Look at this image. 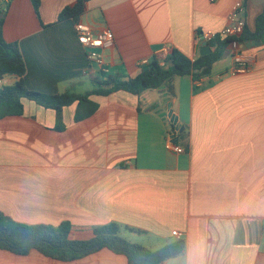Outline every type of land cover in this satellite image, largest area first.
I'll use <instances>...</instances> for the list:
<instances>
[{
	"label": "crops",
	"instance_id": "obj_1",
	"mask_svg": "<svg viewBox=\"0 0 264 264\" xmlns=\"http://www.w3.org/2000/svg\"><path fill=\"white\" fill-rule=\"evenodd\" d=\"M238 1L38 0L39 12L33 0L0 6L4 37L19 44L26 63V87L61 95L81 93L93 67L76 24L111 30L109 74L134 78L163 47L197 60V33H220ZM242 1L252 32L264 0ZM80 2L77 20H58ZM244 45L246 73H233L228 47L209 76L176 78L173 97L166 89L92 96L99 109L82 122L74 121L76 104L66 108L64 132L55 129L54 110L23 99V115L0 119V211L31 226L69 222L76 240L117 223L122 237L151 250L179 240L178 232L185 252L162 264H264V42ZM5 78L8 85L21 79ZM172 138L184 153L171 150ZM0 264L128 259L107 248L70 262L0 249Z\"/></svg>",
	"mask_w": 264,
	"mask_h": 264
},
{
	"label": "trees",
	"instance_id": "obj_2",
	"mask_svg": "<svg viewBox=\"0 0 264 264\" xmlns=\"http://www.w3.org/2000/svg\"><path fill=\"white\" fill-rule=\"evenodd\" d=\"M33 2L39 12L38 0ZM80 12L81 2L73 9H66L58 20L60 22L70 18L77 20ZM5 17L6 9L0 6V78L13 75L21 79L15 85H8L0 93V119L23 115L25 113L23 99H28L56 112L57 132L66 130L65 109L74 104L77 105L75 122H82L96 114L99 104L91 99L92 96L107 97L120 91L141 95L146 90L159 89H166L172 97L175 96L176 78L191 75L195 81H200L209 76L231 42L230 38H222L218 35L210 43L213 51L208 55L199 56L197 60H191L179 51L171 50L165 65L153 59L151 63L141 67V72L134 78L104 72H99L97 75L88 74L89 80L94 85L92 90L83 94L68 91L61 95H48L26 87L22 79L26 72V63L19 44L8 42L4 37ZM239 40L243 44L264 42V7L257 17L256 30L251 32L246 26ZM175 129L176 127L172 124L174 133ZM72 229L69 222L59 227L21 224L0 211V249L16 255H28L32 250H36L53 260L70 262L107 248L116 254L124 255L128 259V264H162L164 261L182 255L186 249L185 241L179 239L158 250H151L140 243H134L122 237V226L117 223L96 228L93 230V236L86 240L72 239L70 237Z\"/></svg>",
	"mask_w": 264,
	"mask_h": 264
},
{
	"label": "built area",
	"instance_id": "obj_3",
	"mask_svg": "<svg viewBox=\"0 0 264 264\" xmlns=\"http://www.w3.org/2000/svg\"><path fill=\"white\" fill-rule=\"evenodd\" d=\"M2 2H8L9 0H0ZM214 1V0H213ZM245 4L242 0L236 2L233 6L229 17V25L223 29L220 33H197V42L199 45H203L204 42L209 44L216 39L219 35L222 38H230L231 42L229 47L232 49V60L234 63L233 73H246L249 70L248 60L244 55L245 45L239 40V37L243 35L246 30V22L244 20ZM76 30L78 34L79 43L83 48H88V60L93 67L88 70L89 75H97L99 72L109 74L110 68L106 59L105 52L110 51L116 47L115 37L111 30L103 28L101 30L94 29L90 24L78 23L76 24ZM171 49L163 47L158 51L157 59L159 63L165 65L167 57L170 55ZM151 63L150 60L144 59L139 63V67H143ZM8 86L5 77L0 78V93ZM179 134V129L176 130V134ZM170 148L173 152L181 154L185 152L182 146L173 142V138L170 141ZM174 236L180 239L178 232L174 233Z\"/></svg>",
	"mask_w": 264,
	"mask_h": 264
},
{
	"label": "water",
	"instance_id": "obj_4",
	"mask_svg": "<svg viewBox=\"0 0 264 264\" xmlns=\"http://www.w3.org/2000/svg\"><path fill=\"white\" fill-rule=\"evenodd\" d=\"M211 51L212 50H211L210 44L208 42H204L203 43V48H202V51H201V55L202 56L208 55V54H210ZM168 108H169V116H170L171 123L173 125H175L176 129H179L180 127H179L177 118H176V116H174L173 111L171 110V108H172V104L171 103H168ZM183 131H184V128H182L181 132H183Z\"/></svg>",
	"mask_w": 264,
	"mask_h": 264
},
{
	"label": "rangeland",
	"instance_id": "obj_5",
	"mask_svg": "<svg viewBox=\"0 0 264 264\" xmlns=\"http://www.w3.org/2000/svg\"><path fill=\"white\" fill-rule=\"evenodd\" d=\"M87 86L84 88V90H81V93H86L87 91L93 89L94 85L91 83V81L88 79L86 82Z\"/></svg>",
	"mask_w": 264,
	"mask_h": 264
}]
</instances>
